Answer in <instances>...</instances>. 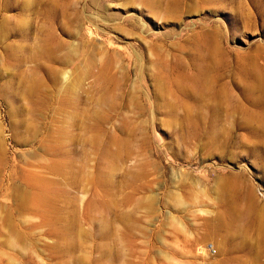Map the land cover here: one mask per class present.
Returning a JSON list of instances; mask_svg holds the SVG:
<instances>
[{"label":"rangeland","instance_id":"obj_1","mask_svg":"<svg viewBox=\"0 0 264 264\" xmlns=\"http://www.w3.org/2000/svg\"><path fill=\"white\" fill-rule=\"evenodd\" d=\"M0 264H264V0H0Z\"/></svg>","mask_w":264,"mask_h":264}]
</instances>
